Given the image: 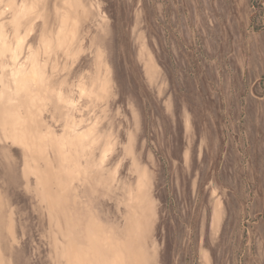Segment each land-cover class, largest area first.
I'll list each match as a JSON object with an SVG mask.
<instances>
[{"label":"rangeland","instance_id":"374dc122","mask_svg":"<svg viewBox=\"0 0 264 264\" xmlns=\"http://www.w3.org/2000/svg\"><path fill=\"white\" fill-rule=\"evenodd\" d=\"M108 241L264 264V0H0V264Z\"/></svg>","mask_w":264,"mask_h":264},{"label":"crops","instance_id":"0c3cea01","mask_svg":"<svg viewBox=\"0 0 264 264\" xmlns=\"http://www.w3.org/2000/svg\"><path fill=\"white\" fill-rule=\"evenodd\" d=\"M129 225V224H128ZM97 227H93V228H91L90 226L88 227V231L89 232H92V234L94 233L95 234V236L97 237V239H96V237H95V244L97 245V248H98V250H99V247L101 246V244H102V240H101V238L98 236V233H100V232H103L102 230H103V226L102 225H96ZM128 229H127V231H128V233H130V232H132L133 231V227H132V224H130L128 227H127ZM97 230V231H95V230ZM95 232H97V234L95 233ZM105 240H106V238H105ZM108 240V239H107ZM94 244V245H95ZM106 245L108 246V248H109V250H111L110 252H112V254H113V261L114 262H116V264H118V263H121V264H125L124 263V261H125V255H124V252L122 251V250H124V249H122V247L124 246V242H119V241H108V242H106ZM123 245V246H122ZM115 250H116V252H115ZM96 257H95V259L97 260V259H100L101 257H103L100 253H99V251H96ZM104 259H106L105 258V256L103 257Z\"/></svg>","mask_w":264,"mask_h":264}]
</instances>
